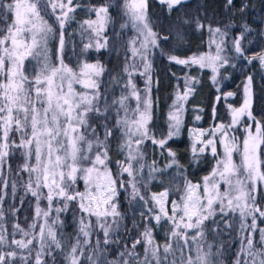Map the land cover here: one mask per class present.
<instances>
[{"label":"snow or ice","instance_id":"6c2138e0","mask_svg":"<svg viewBox=\"0 0 264 264\" xmlns=\"http://www.w3.org/2000/svg\"><path fill=\"white\" fill-rule=\"evenodd\" d=\"M187 0H160L161 4L167 5L169 11L186 4ZM233 0H227V4L231 5ZM72 0H0V12L12 14L13 20L4 35L0 36V163L9 155L12 147L24 149L25 163L22 166L24 172L35 174L29 176V181L25 185L28 192L39 201L41 198L46 199L49 207H51L54 199L59 198L65 201L63 207L66 209L69 201H77L81 212L88 216L96 217V225L103 231L105 246L110 243H118L113 240L110 233L118 230L122 214L117 209L115 202L118 195L117 179L108 167L109 159V139L113 136L114 130H119L122 136L120 143V151L128 150L126 157L127 164H120L121 173H127L131 180L125 182L120 180V187L124 188L127 183L132 191L130 196L132 199L144 201L148 205V200L140 194L137 187L135 173L142 171L144 165L134 169L132 161L143 159V152L139 146L146 140H151L153 144H158L161 148L167 143L166 139L157 140L151 134L148 124L151 121V101L146 96L141 101L140 93L135 83L129 79L125 87H130V96L136 100L135 109H130L126 101L129 95H123L118 100L112 101L113 105H117L115 111V124L108 127L106 121L107 113L110 105L104 104L103 108L99 105L100 93L98 78L103 68L99 64L84 63L80 66L79 71L69 67L64 63L62 55H58V64L52 63L48 54L47 42L50 34L54 33L53 27L45 20L43 12L51 7L53 13L56 9H60V14L56 16L60 29H63L65 22L69 18L68 14L74 11L71 7ZM125 7L127 13L130 14L132 25L136 30L144 36V40L140 44V48H132V56L139 55L140 59L147 61L149 44L152 47H159L158 34L152 31L147 22V0H126ZM97 19L86 20L85 24L89 28L93 25H99L94 29L97 33L104 30L105 24L108 22V7L100 6L94 9ZM188 23V21H185ZM142 25V27H137ZM122 24L121 28L126 27ZM197 29L204 27L199 20L196 21ZM211 30V29H210ZM220 32L219 28L214 30ZM177 38L183 40V36L178 32ZM159 39L167 40V36L159 37ZM135 44V40L131 41ZM235 51L242 53L239 40L234 41ZM90 45H85V49ZM104 47L97 44V48ZM64 49L63 32L60 33L59 50L60 54ZM143 49L144 51H141ZM220 45L217 44L215 55L193 56L190 59H179L176 56H170L169 59L181 65H199L200 67L211 66L213 72L216 69V62L221 60ZM264 63V56L259 57ZM35 61L37 71L30 74L26 68L25 61ZM207 62V63H206ZM135 69V65L132 66ZM145 72L151 67L150 63H144ZM131 77L128 67H125ZM145 73H140L144 75ZM79 84L83 89L91 91L78 92L73 87ZM250 84L245 87L246 99L239 109L232 110V119L229 125L220 124L212 133L215 136L220 135L219 144L223 147V157L218 159L217 167L210 176L204 177L203 193H199L201 185L187 182L185 192L181 196L182 204L175 201L172 202L171 215L166 207L168 191L165 190L158 194H153L151 199L155 202L153 207H148L147 211L152 213L151 219L157 223L165 218L173 223L170 232L171 237L179 238L184 241V246H188L189 240L196 242L204 236L205 221L213 218L217 211L223 216H227L229 212L235 213L239 210L242 218L240 224L241 233L248 232L247 237L241 240V252L247 253L252 257L259 256V264H264V228L257 227V216L264 218V210H261L255 204L256 183H264V126L259 121H255L250 111ZM229 95H232L229 93ZM187 93L178 96V100L186 99ZM133 115L130 117L129 112ZM123 112V115H121ZM93 114L95 116L104 117L105 123L103 127V138L97 132L95 125L91 123ZM247 116L255 121V130L251 125H245L246 136L241 143L238 142L236 136H230L229 129L239 123L240 119ZM175 121L170 129L179 130L180 118L173 114L170 117ZM199 119V117H197ZM21 133L20 142L17 144L14 139H10L11 132ZM170 130L168 138L173 136ZM199 135H204L200 133ZM91 137V138H90ZM133 137H136L133 140ZM137 146L133 149L132 145ZM204 146L198 149L204 152L206 147L211 148L213 156L217 155L216 141L209 139L201 142ZM95 149V151H94ZM197 151V149H193ZM239 153L241 163H234L233 154ZM168 155L173 157L172 161L165 168H151L149 179H153L152 172H164L167 168L176 165L175 154L169 152ZM34 160V163H29ZM155 163V161L153 162ZM219 178L217 180L216 178ZM83 180L85 191L75 190L77 180ZM220 182L228 186V190L220 191ZM246 182L251 184L247 187ZM34 185V186H33ZM15 187V185H13ZM43 189H46V194ZM226 202V203H225ZM219 205L217 209L215 205ZM158 206V212L156 211ZM57 212L61 208L56 209ZM37 216L42 213L43 217L49 216V211L42 210L37 207ZM179 213V216H178ZM144 216V213H141ZM252 218V223L247 224V217ZM111 217V222H109ZM148 220L149 217L145 216ZM47 222V221H45ZM215 223V221H214ZM80 233L85 237H89L88 229L91 227L89 222L81 220ZM113 225H116L114 228ZM231 227V225H228ZM35 227V225H33ZM183 229L184 231H180ZM23 231L22 229H20ZM259 232V240L254 242L253 233ZM192 232L189 236L188 233ZM24 235H29L24 233ZM48 236L59 248L60 244L56 240V234L52 227H48ZM143 240L136 239L131 249L125 245V251L119 252V259L106 260L105 264H176V260L169 261V255H174L171 243L157 245L152 237V229L147 224L142 233ZM35 238V237H34ZM39 239L44 240V226L40 227ZM3 242V237H0ZM21 249L28 248L33 243L32 239L13 240L12 242ZM89 241L85 239L84 244ZM101 241H96L95 253L96 257L88 256L90 264H99L100 256L107 252V248H100ZM138 244L144 245V257L140 259L139 253L136 251ZM257 244L260 245L257 248ZM44 244L41 243V248ZM80 247V241L71 248V253L66 259L69 264H79L77 250ZM163 248V254L160 248ZM177 242V248H180ZM210 251L203 255H197V264H212L208 259ZM15 257V252L7 254ZM41 253H37L35 264H42L40 259ZM79 255H83L81 249ZM27 264V257H22ZM5 257L0 255V264H4ZM181 264H185L181 261ZM186 264H193L192 258L189 256ZM236 264H242L237 259ZM243 264H247L244 261Z\"/></svg>","mask_w":264,"mask_h":264},{"label":"trees","instance_id":"16d2710c","mask_svg":"<svg viewBox=\"0 0 264 264\" xmlns=\"http://www.w3.org/2000/svg\"><path fill=\"white\" fill-rule=\"evenodd\" d=\"M110 1H113V8L110 12L112 13L111 19L114 28L120 23L115 18L117 13H114L120 7L121 2L119 0H73V5L78 10L73 13L71 25L64 30L66 37L67 34L69 35L67 37L69 42L66 43L65 50L67 53L64 58L67 64L70 65L72 58L75 59L78 56L77 27L85 18L82 14H85L88 9L94 10L98 6L107 5ZM7 2H11V0H7ZM147 5L148 23L151 29L158 34L159 43V47L152 50L150 57L149 99L151 101V121L148 128L155 138L167 133V109L172 98L174 84L178 75L182 73L177 71L179 67L169 57L185 58L197 51L204 41L203 31L200 32L195 29L196 21L199 20L204 26L209 25L210 27L219 28L227 37L226 44L228 46L226 50L231 49V52H228L227 55V65L222 70L219 87L210 82L207 71H190V75L198 73V84L193 96L186 104V113L180 134L177 138L169 141L166 146L175 154L176 161L182 167L180 174L185 177V180L192 184H200L202 179L212 170L215 158L206 154L197 162H192L188 147V132L192 128L206 130L215 127L219 123H226L227 103L234 107L240 105L242 89L245 81L249 78L251 79L252 88L251 113L255 120L259 121L261 126H264V69L260 65L261 60L259 59L263 55L264 48V0H233L231 5L227 4V0H187L186 4L171 11H169L167 5L161 4L158 0H147ZM11 21L12 16L10 13L5 15L0 12V36L4 35ZM185 21H188V23H185ZM178 32L183 36V40L177 38ZM238 35L242 40L240 43L242 55L234 53L231 48L230 42H234ZM163 36H167L168 39H159ZM114 40L113 46L117 47L119 43ZM122 57L123 49L120 50L117 58H114L116 61H113V65H111V69L114 71L113 81L116 83H119L123 76L122 69L117 68V65L120 66L123 62ZM113 92V97H117L115 88ZM229 93L233 97L230 101L225 99V96ZM194 113L199 117L197 122L193 120ZM114 124L115 122H113ZM115 131V138L118 139V130ZM10 139H14L17 144L20 142V136L14 131L10 134ZM262 148H264V145H262ZM144 150L147 152L144 162L152 161L149 158L150 156H157V150L153 147L150 149L149 142L146 143ZM23 153L24 150L21 148H10L9 155L1 166L0 237H3V242H0V255L5 257L4 264H25L22 257H27V264H35L34 259L37 250L34 242L25 249H21L12 243L16 239L25 241L29 236L32 237L36 234L38 227L34 223L37 215L35 208L37 204L44 205L40 200L37 202V198L32 196L25 187L29 181V176L27 172L22 170L25 163ZM108 153V163L112 166L113 164H119L118 162L123 159V154L117 146L114 150L109 149ZM261 159H264V156ZM31 161L29 163H32ZM160 162L159 165H162ZM262 170H264V166H262ZM180 174H177L179 178ZM167 175L169 176L170 173L162 172L159 182L151 187L153 194L165 190L170 191L171 182L167 180ZM117 190L118 211L123 218L120 220L118 230L112 232L110 236L113 240H118V243H110L105 246L101 239V233L99 232L98 235L94 233L96 239L101 241L100 248H107V252L100 256L99 264H105L106 260L119 259V252L125 251V245L130 249L132 243L136 239H140L139 233L144 229L145 224L151 227L152 237L157 245L162 246L168 243V226L164 222L155 225L149 222L146 223L144 220L147 212L144 209V216L141 214L136 216L134 203L130 205L126 203L124 193L118 187ZM1 192H3V197ZM258 200L260 207L263 206V197L259 196ZM75 214L74 203H69L67 209L58 218L62 228L54 227L56 240L59 242L60 247L57 248L53 241L49 247H45L46 249L44 248L40 255L42 264H69L66 257L70 256L71 248L77 244V240L80 241L77 255L82 249V256H84V259H79V264H90L87 257H96V245L94 246L92 243V245L85 247L81 241L78 227L76 228V224L73 223ZM134 219L139 221L137 228L133 225ZM37 222L39 221L37 220ZM113 227L115 228L116 225ZM213 230H215V233ZM25 232L29 235H24ZM162 232L165 233L164 238L161 237ZM215 234L220 235L219 238H215ZM235 236V231L231 227H226L223 221L220 220V216H216L215 223L207 224L204 237L206 242L212 246L211 251L217 256L214 263H230L232 258L230 251L233 250L236 244ZM136 251L142 260L144 257L143 244H139ZM9 252H15L16 256L14 258L8 256Z\"/></svg>","mask_w":264,"mask_h":264},{"label":"rangeland","instance_id":"374dc122","mask_svg":"<svg viewBox=\"0 0 264 264\" xmlns=\"http://www.w3.org/2000/svg\"><path fill=\"white\" fill-rule=\"evenodd\" d=\"M119 1L121 2L120 7H118L114 13H117V16H115V18L117 19V21L119 20L120 23L118 26H116L114 28H113V20L111 19L112 13L110 12L111 9L113 8V1H110V3L108 2L107 5H103V6L108 7V9H109V11H108L109 19H108V22L105 24L103 31H100L97 33L94 30V29L99 27L98 24L93 25V28H89L88 25L84 23V21H86V20H96L97 19L94 10L88 9L85 14H82L83 16H85V18L81 21L80 25L77 27V40L76 41L78 43V56L75 59L72 58L73 59L72 62L70 61L71 64L70 65L68 64L69 67H72L76 71H79L80 66H82V64H84V63L99 64L103 68L102 74L96 79L98 80V84H99V93H100L99 105L102 108H103L105 103H107L108 105L111 106V107H109L108 113H107L108 119H107L106 123H107L108 127L113 126V122H115L114 120L116 118L114 109L117 107V105H113L112 101L114 99L118 100L123 95H129L130 96V91H131L130 87H125V85L128 83L129 79H131L135 83V85H136V87L140 93L141 101H143V99L146 96L149 98V83H150V68L151 67L147 70V72H145L143 65L146 62L151 63V61H150L151 53H152V50L155 48V47H152L151 44H149V46H148L149 52H148L147 61L140 59L139 55H137L135 57L132 56V48H134V47L140 48V44L144 40V36L141 35L136 30V28L133 27L132 21L130 18V14L127 13V9L125 7L126 0H119ZM158 1L160 2V0H158ZM65 2H66V0H65ZM121 5H122V8H121ZM70 6L74 8V11L70 12L68 14L69 18L65 22V26L63 29H60L59 23L56 20V16L59 15L60 11H61L59 8L56 9L55 13H53V10L51 9V7H48L45 11L46 13H44V12L42 13V15H44L45 20L54 29V33L49 35L48 42H47L48 54H49L50 60L54 64L59 63V61L57 59L58 55H62L64 63L67 64V62L64 58L66 57V53H67L65 50H66V46H67L66 43L69 42V38L67 39V37H69V35L67 34V37H66L64 30L68 29L69 25H71V21L73 20V13L78 10V8L73 5V0H72V5H70ZM98 7H100V6H98ZM118 15H119V17H118ZM11 16H12V14H11ZM12 20H13V16H12ZM263 21H264V19H263ZM147 22H148V18H147ZM11 23H12V21H11ZM122 24H126L127 26L124 28H121ZM137 27H142V25H137ZM195 29L199 30L200 32L203 31V33H204V41L202 42V46L197 51H194L192 54H189L185 58H179V59L187 60V59L192 58L193 56L215 55L216 51H217V44L220 45V49H221L220 56L222 57V59L216 62V69L217 70L215 72H213L211 66H206V67H200L199 65L185 66V65L177 64L174 62L176 64V66L179 67V69H177V71L182 72V73L180 75H178L177 81L174 84V90L172 92V98H171L170 104H169L168 109H167V115H166L167 123H168L167 133L165 135L158 136L156 138L157 140L162 139V138L166 139L167 143L164 145L163 148H161L158 144H153L151 142V140L146 139L139 146L140 150L143 152V159L138 160V161H132L134 169L139 168L141 164L144 165L142 171H140L139 173L134 172V175L136 177V181L138 182L137 187L140 190V194L143 195L148 200V205H145L144 201L139 200L138 197L136 199L131 198L130 193H131L132 189H131L130 185H128L127 183L125 184L124 188L120 187V183H119L120 180H123L125 182L131 180V177H129L127 173H123L122 175H118L121 173L120 164H113V166H112V164L107 162L108 167H109V169L113 175V178H116L118 181L117 187L124 193L123 195L126 199L125 200L126 203H128L129 205L134 203L133 205H134L135 210H136V214H135L136 216L141 214L143 212V209H144V211L147 212V215H145V216L149 217L148 220L145 219L144 221L146 223L149 222L152 225L157 224V222L154 219L150 218L152 213H149L147 211L148 207H153L155 204V202L151 199V197L153 196V193L151 191V187L154 184H156L157 182H159L160 176L162 175V173L161 172H152V177H154V178L149 179V172H150L151 168H161V169L165 168L166 165L169 164L173 159V157H170L168 155V153L172 152V150L167 149L166 146L168 145L169 141L177 138V136L180 134V131H181L182 125H183V120H184L185 113H186V104H187L188 100L193 96V94L195 92V88L198 84V79H199L198 73L190 75V71H196V70L198 72L199 71H207L209 74L210 82L213 85H215L216 87H219L220 82H221V78H222V70L227 65L228 52H231L230 51L231 49L226 50L227 46H228V44H226L227 37L225 34L222 33L221 30L219 33H216L214 31L216 28L210 27L209 25H205L203 28L197 29L196 24H195ZM61 31L63 32V36H64V49H63L62 54H60L58 52ZM263 38H264V24H263ZM114 39L119 43V45H117V47L113 46V40ZM133 40H135V44L131 43V41H133ZM236 40H239L240 43L242 42L241 37L239 35L235 38V41ZM230 43H231V46H232L231 48H232L233 52L237 53L235 51L234 42H230ZM97 44H102V45H104V47L97 48ZM85 45H90V47L85 49ZM122 49H123V57H122L123 62L120 64V66L117 65V68L119 67L122 69L123 76L121 77L120 82L116 83L113 81L114 71H113V69H111V67H112L111 65H113V61H116L114 58H117L120 50H122ZM140 50L144 51L143 49H140ZM262 56H264V48H263V55ZM25 65H26V68L28 69L30 74H35V72L37 71V65H36L35 61L26 60ZM133 65H135V69H133V67H132ZM260 65L264 69V63H262L260 61ZM126 66L128 67L129 72H132L131 77H129L128 72L125 71ZM140 73H145V74L140 75ZM0 79H3V77H0ZM248 84H249V80H246L245 84L243 86V89H242L241 103L238 107H234L230 103H227V121H226V123H224V125L230 124L231 119H232V110L233 109H239L243 106L244 101L247 98L246 93H245V87ZM73 87L78 92L91 91V90L83 89L79 84H74ZM114 88L116 89L117 97H113V93H114L113 89ZM185 93H187L186 99L178 100V96H183ZM232 98H233L232 95H226L225 96V99L228 101H230ZM250 101H251V104H250V111H251V107H252L251 84H250ZM126 103L129 105L130 109H135L137 102H136L134 97L130 96L129 100L126 101ZM173 114L178 115L180 118V125H179L178 132H176L175 129H170V126L175 124V121L170 119V117ZM90 115L92 116L91 123L96 126L97 132H99L101 138H103V127H102V125L105 123L104 117L95 116L93 114H90ZM121 115H123V112H121ZM132 115H133V113L130 111L129 116L131 117ZM197 117L198 116L196 115V113H194V115H193L194 122H197L199 120V119H197ZM255 121H257V120H255ZM255 121L252 119H249L247 116L242 117L238 124H236L235 126H233L229 129L230 136H236L238 138V142L241 143V145H242V141L246 136V131H245L244 126L245 125H251L252 130L254 131L255 126H256ZM220 124H222V123H219L215 127H211L209 129H206V130H199V129L192 128L188 132V142H189L188 147H189L190 159L192 160V162H197L203 155H206V154L215 158L213 168L207 176H210L211 173L213 172V170L217 167L218 159L223 157V147H222V145L219 144L220 135H219V133H217L215 136L212 135V133L216 130V128ZM170 130H172L174 134L171 138H168V133ZM16 133L18 134V136H21L20 133H18V132H16ZM118 133H119L118 139L115 138V135H116L115 130L113 132V136L109 139V142H108L109 143V149H111V150L112 149L114 150V148L116 146L120 150L119 145H120V143H122V136H121V133L119 130H118ZM200 133H204V135H199ZM135 139H136V137H133V140H135ZM209 139H214L216 141V147H217V155L216 156H213V154L211 153L210 146L206 147L205 151L202 153L198 151V149L200 147L204 146L201 142L207 141ZM147 142H149V144H150V149L153 147V148H155V150H157L156 151L157 156L156 157L150 156L149 158L152 161L144 162V158L146 157V153H147L144 149H145ZM132 147H133V149H135L137 146L135 145V143H133ZM194 148L197 149V151L194 152L193 151ZM94 151H95V149H94ZM122 154H123L122 155L123 159H121L120 162H124L125 166H126V164H127L126 157L128 154V150L125 149L122 152ZM6 158L2 163H0V173H1V166L6 161ZM233 160H234V163L239 165L241 163L240 154L234 153L233 154ZM154 161H155V163H153ZM31 162L34 163V160H32ZM159 162L162 165H159ZM178 165H179V167H177L176 165H173L172 167L167 168L166 171H164V173L165 172L170 173L169 176L168 175L166 176L167 180L171 182V187H170V191L168 192L169 194H168L167 203H166V207H167L170 215H171V209H172V202L173 201H175L178 204H182L181 196L184 194L185 185L188 182L185 180V177L182 176V174H180L182 172L181 171L182 167L180 164H178ZM115 168H117V169H115ZM177 174H180L179 175L180 178L177 176ZM30 175H32L33 178L35 176V174L28 173V176H30ZM216 179L219 180L218 177ZM203 184H204V178L202 179L201 183L199 184V185H201V188L199 189L200 194L203 193ZM246 184H247V187H251V184L249 182H246ZM75 190L80 191V192H84L86 190L83 180H81V179L77 180V183L75 185ZM226 190H228V186L226 184H224L223 182H220V191L223 192ZM42 191H44L45 194L47 192L46 189H43ZM1 193H2V197H3V192H1ZM253 195L255 196L256 206L259 207L261 210H264V203L262 204L263 206L260 207V203L258 202L259 196L260 197L262 196L264 199V183H261V182L256 183V191L253 193ZM117 196H116L115 202L117 204V209H118L119 202L117 201ZM40 201H41V203H44V205L40 206V204H37L35 210H37V207H39L42 210H47V211H49V216L47 218H45V217H43L42 213L39 217L36 215L35 220H34L35 221L34 223L38 227L36 230V234L32 237L29 236L27 238V240L32 239L33 242L35 243V247H36L37 251L35 253L36 256H35L34 262L36 261L37 253L38 252L41 253V251H43L45 247H49V245L52 244V240L48 236V227L53 226L52 227L53 231H54V227L62 228L61 222L58 220V218H59L60 214H62L67 209V208L65 209L63 207L65 201L60 200L59 198H56L53 200L51 207H49L46 199L41 198ZM37 202H39V201H37ZM69 203H74V209L76 210V214H75V218L73 219V221H74L73 223L76 224L75 225L76 228L78 227L79 236L81 238L83 245L85 247L92 245V243L94 244V246L96 245L97 239L94 236V233L98 235L100 232L101 233V239L103 241V239H104L103 231L96 225V217H94V216L90 217L86 213L81 212L80 208L78 207L77 201L67 202L68 205H69ZM215 207L218 209L219 205L217 204V205H215ZM57 208H61V211L57 212L56 211ZM156 211L158 212V206H156ZM178 216H179V213H178ZM216 216H220V220L223 221V223L226 227H229L228 225H231V229H233L235 231V234H236V236H235L236 237V244H235V247L233 248V250L230 251V253H232L231 254L232 258H231L229 264H236L237 259H240L242 264L244 261H247V264H259V259H260L259 256L254 258V257L248 255L247 253H242L240 251L241 247H242L241 240L243 238L247 237L248 232L244 231L243 233H241L240 224L242 222V218L239 215V210H237L235 213L229 212L227 216H223L221 213H219V211H217L216 215L213 218L205 221L204 235H205V230H206L207 224L213 223L216 219ZM256 216H257V221H256L257 227L258 228H264V218L259 217V213H256ZM82 219L85 222H89L91 224V227L88 229V231L90 232V235L87 238H85L80 233V228L82 226L81 225ZM108 219H109V222H111L112 218L109 217ZM37 220L39 222H37ZM45 221H47V222H45ZM216 221H218V220H216ZM160 222L161 223L164 222L165 225L168 226V229H169L168 243L172 244V248H173V251L175 253L174 255H169V257H168L169 261L175 259L176 264H181V261H184L186 264V261H187L188 257L190 256L193 260V264H197V260H196L197 255L198 254L203 255V254L208 253L210 251L211 254L208 256V259L212 262V264H216L214 262L216 261L217 256L215 253H213V251H211L212 246L208 242H206V239L204 236L202 238L198 239L196 242H192L191 240H189L188 246L185 247L183 240H179V238L171 237L170 232L173 228V223L171 221L165 219V218H162L160 220ZM138 223H139L138 219L133 220V225L136 228L139 225ZM246 223L247 224L252 223V218L250 216L247 217ZM42 225L44 226V240L43 241H41L39 239L40 227ZM145 225H144V229L139 233L140 234L139 238L141 240H143L142 233L145 230ZM180 231H184V230L180 229ZM213 231L215 233V230H213ZM110 235H111V233H110ZM188 235L191 236L192 232H189ZM252 235L254 238V242L259 240V232L258 231L254 232ZM219 236L220 235L215 234V238H219ZM161 237L162 238L165 237L164 232L161 233ZM85 239H87L89 241V243L86 245L84 244ZM18 240H22V239H18ZM27 240H25V241H27ZM177 242H179V244L181 246L180 248H177ZM41 243L44 244L43 248H41ZM259 247H260V245L257 244V248H259ZM160 252H161V254H163V249H160ZM78 257H79V259H84V256H81L79 254H78ZM153 264H155V261H153Z\"/></svg>","mask_w":264,"mask_h":264}]
</instances>
